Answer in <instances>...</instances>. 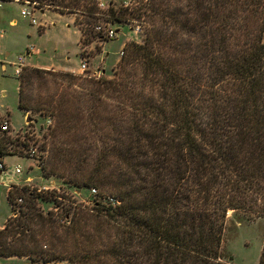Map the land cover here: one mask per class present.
Segmentation results:
<instances>
[{
  "label": "trees",
  "instance_id": "1",
  "mask_svg": "<svg viewBox=\"0 0 264 264\" xmlns=\"http://www.w3.org/2000/svg\"><path fill=\"white\" fill-rule=\"evenodd\" d=\"M31 1L74 15L81 55L115 23L145 29L112 76L22 67L19 107L52 120L38 146L44 175L96 193L84 204L12 185L0 255L230 264L228 213L264 218V0ZM1 132L6 154L14 140Z\"/></svg>",
  "mask_w": 264,
  "mask_h": 264
},
{
  "label": "rangeland",
  "instance_id": "2",
  "mask_svg": "<svg viewBox=\"0 0 264 264\" xmlns=\"http://www.w3.org/2000/svg\"><path fill=\"white\" fill-rule=\"evenodd\" d=\"M109 1L105 0V7ZM128 1L113 0L116 6ZM28 5L29 12L35 17V23H31V17H24L21 14L22 4L13 2L0 8V29L4 31L3 36H0V119L9 117L12 127L5 135L14 140L8 145L6 154L4 153L2 159L4 168L0 170V228L11 215L12 206L7 198V191L14 184L28 185L42 196H50L51 193L55 196L67 195L71 200L77 199V202L84 204H89L96 193L92 188L71 186L57 175H44L40 163V155L43 152L38 146L42 143L43 133L50 123L47 117L22 111L19 107L16 64L19 56L28 59V63H39L42 66H54L60 69L69 67L79 69L82 60L87 59L89 64L87 71L90 74L112 76L124 44L129 40L141 42L145 29L143 24L135 21L115 23L113 26L107 24L108 29L114 28L116 35L111 38L104 34L106 38L104 40L96 36L90 45L85 46L86 51L81 55L82 33L74 24L75 18L72 13H60L49 8L41 11V8L32 3ZM13 18L17 20L15 26L9 23ZM101 23L104 25L102 20ZM33 49H38V53L27 55V51ZM6 51L8 54H5ZM2 64L5 65L4 68ZM3 91L6 92L5 95ZM25 142H30L31 147L26 148L23 145ZM17 166L20 167L21 174L16 173ZM18 202L21 203L20 199ZM43 206L47 207L48 204L43 202ZM263 230L264 218L250 219L243 212L230 211L221 244L223 259L230 264H258L263 245ZM0 264L43 263L34 262L27 256L0 255ZM50 264H67V262L56 261Z\"/></svg>",
  "mask_w": 264,
  "mask_h": 264
},
{
  "label": "built area",
  "instance_id": "3",
  "mask_svg": "<svg viewBox=\"0 0 264 264\" xmlns=\"http://www.w3.org/2000/svg\"><path fill=\"white\" fill-rule=\"evenodd\" d=\"M5 1H9V2L10 1H15V2L21 3L22 6H23L22 9H21V14L24 17H31L30 18L31 23H35L36 22L35 21V17L32 16V13H30L29 10H28V6H29L28 4L32 3L33 5H35L34 1L32 2L31 0H0V6ZM104 4H105L104 1H101L99 3V6L105 8ZM36 7H38V6H36ZM39 8H41V7H39ZM43 9L44 8H41V11H43ZM101 28H102L101 25L96 26L97 30H100ZM1 33H3L2 29H0V34ZM105 34H106V37H111L112 38L113 36L116 35V31L113 28L106 29L105 30ZM121 54H122V52H121ZM16 64H17V73L19 74L21 72V70H22L23 65H24V57L23 56H19ZM88 67H89V64H88L87 59H83L80 68L82 69V71H85V70L87 71ZM0 112H1V105H0ZM48 121H49V123H51L52 120L49 118ZM11 127L12 126H11L9 117H2L0 119V132L1 131L10 132V128ZM3 156H4V154L0 153V170L4 168V162L2 161ZM15 171H16V173H20V174L22 173V171H21L19 166L16 167Z\"/></svg>",
  "mask_w": 264,
  "mask_h": 264
},
{
  "label": "crops",
  "instance_id": "4",
  "mask_svg": "<svg viewBox=\"0 0 264 264\" xmlns=\"http://www.w3.org/2000/svg\"><path fill=\"white\" fill-rule=\"evenodd\" d=\"M13 2H15V1H10V2H9V1H5V2H3V4L0 6V8L3 7L5 4H8V3L11 4V3H13ZM16 3H19V2H16ZM19 4H21V3H19ZM22 7H23V6H22ZM22 7H21V9H22ZM74 18H75V17H74ZM9 23H10L11 26H15V25L17 24V20H16L15 18L10 19V20H9ZM78 28H79V27H78ZM3 33H4V31H3ZM3 33H1L0 36H3ZM38 51H39L38 49L28 50V51H27V55L38 53ZM5 54H8V52L6 51ZM27 60H28V59L25 60V58H24V65H23V66H38L39 68H44V69H55V70L60 69V68H55L54 66H42V65H39V63H28ZM1 66H2V68L5 67L4 64H2ZM60 70H70L71 72H81V71H82L81 68H79V69H75V68H71V67H69V68H67V69H60ZM5 93H6V92L3 91V95H5Z\"/></svg>",
  "mask_w": 264,
  "mask_h": 264
}]
</instances>
